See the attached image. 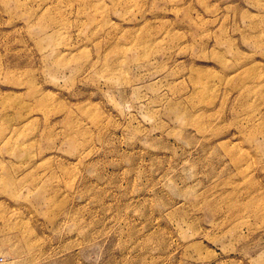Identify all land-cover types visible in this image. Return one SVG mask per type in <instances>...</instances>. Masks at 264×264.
Instances as JSON below:
<instances>
[{
	"label": "rangeland",
	"instance_id": "374dc122",
	"mask_svg": "<svg viewBox=\"0 0 264 264\" xmlns=\"http://www.w3.org/2000/svg\"><path fill=\"white\" fill-rule=\"evenodd\" d=\"M16 125L0 264H264V0H0Z\"/></svg>",
	"mask_w": 264,
	"mask_h": 264
},
{
	"label": "bare ground",
	"instance_id": "6f19581e",
	"mask_svg": "<svg viewBox=\"0 0 264 264\" xmlns=\"http://www.w3.org/2000/svg\"><path fill=\"white\" fill-rule=\"evenodd\" d=\"M28 120V118L27 119H24V120H22V121H20V122H26ZM18 128H20L18 125H16L15 127H11L8 131H6V132H3V130H0V145L2 146V145H5V144H11L12 143V141H13V139H14V137H15V135H16V133H18ZM25 135V134H24ZM31 143V142H30ZM13 158V157H12ZM23 166V165H22ZM3 168H5L6 169V167H3ZM27 171V170H26ZM25 172V171H24ZM23 172V173H24ZM22 173V174H23ZM1 174V173H0ZM3 176V175H2ZM6 176V175H5ZM0 178H1V176H0ZM22 181V180H21ZM3 184H5V183H3Z\"/></svg>",
	"mask_w": 264,
	"mask_h": 264
}]
</instances>
